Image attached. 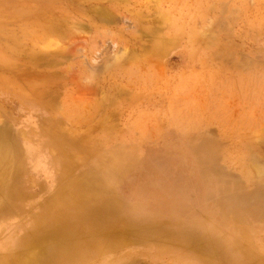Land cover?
Returning a JSON list of instances; mask_svg holds the SVG:
<instances>
[{"label":"rangeland","instance_id":"1","mask_svg":"<svg viewBox=\"0 0 264 264\" xmlns=\"http://www.w3.org/2000/svg\"><path fill=\"white\" fill-rule=\"evenodd\" d=\"M2 139L0 264H264V0H0Z\"/></svg>","mask_w":264,"mask_h":264},{"label":"bare ground","instance_id":"2","mask_svg":"<svg viewBox=\"0 0 264 264\" xmlns=\"http://www.w3.org/2000/svg\"><path fill=\"white\" fill-rule=\"evenodd\" d=\"M3 141H5V140L2 139V141H0V194L2 193V190H4L5 187L8 185V183L11 181L10 179H11V175L13 172L12 168H14L13 166H15L16 162H17V154L14 153L13 151H11L9 146L6 144V142H3ZM3 205H4V203L2 202V200H0V208ZM100 209L95 210L96 212L90 217L91 219H89V222H90L89 226H91L93 224H95V225H103L104 224L107 226H112V224L117 223L116 218L114 220V218H111L110 217L111 215H110L109 217L111 220H109V217L106 218V216H105L104 209L103 208H100ZM58 216H59V214H58ZM102 220H103V222H102ZM56 223L53 224V222H42L40 224V222H36L35 231L29 237L34 236L35 239L40 238L41 235H42V237H47V236H57V237L61 236L62 237L65 233L64 229H66L72 225V224H70V225L68 224L67 218L56 219ZM106 246H109V245L105 242H100V243H98V245H96V246L92 245L91 247L98 248V249H104V248H106ZM231 250H232V252H234L235 249L232 248ZM61 255L62 256H64V255L68 256L69 254H68V252H63V253H61ZM0 263H1V261H0ZM36 263H37V258L34 255H31L30 253L19 254L17 256H14L13 260L9 261V264H36Z\"/></svg>","mask_w":264,"mask_h":264}]
</instances>
